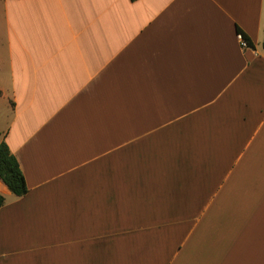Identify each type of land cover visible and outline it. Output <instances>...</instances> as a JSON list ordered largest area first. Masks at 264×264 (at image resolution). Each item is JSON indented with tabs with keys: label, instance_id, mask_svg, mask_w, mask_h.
<instances>
[{
	"label": "crops",
	"instance_id": "obj_1",
	"mask_svg": "<svg viewBox=\"0 0 264 264\" xmlns=\"http://www.w3.org/2000/svg\"><path fill=\"white\" fill-rule=\"evenodd\" d=\"M263 41L264 0H0V264H264Z\"/></svg>",
	"mask_w": 264,
	"mask_h": 264
},
{
	"label": "trees",
	"instance_id": "obj_2",
	"mask_svg": "<svg viewBox=\"0 0 264 264\" xmlns=\"http://www.w3.org/2000/svg\"><path fill=\"white\" fill-rule=\"evenodd\" d=\"M243 39L247 45H251L250 41L245 36H243ZM0 181L17 197H23L29 191L20 164L4 141L0 142ZM4 203L5 198L0 195V209L3 207Z\"/></svg>",
	"mask_w": 264,
	"mask_h": 264
},
{
	"label": "built area",
	"instance_id": "obj_3",
	"mask_svg": "<svg viewBox=\"0 0 264 264\" xmlns=\"http://www.w3.org/2000/svg\"><path fill=\"white\" fill-rule=\"evenodd\" d=\"M239 39L241 40V43L243 44V46H246L247 43L245 42V40L243 39L242 34H239Z\"/></svg>",
	"mask_w": 264,
	"mask_h": 264
}]
</instances>
